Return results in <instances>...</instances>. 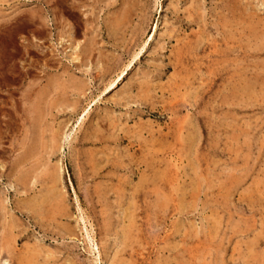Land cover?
Listing matches in <instances>:
<instances>
[{
	"label": "rangeland",
	"instance_id": "374dc122",
	"mask_svg": "<svg viewBox=\"0 0 264 264\" xmlns=\"http://www.w3.org/2000/svg\"><path fill=\"white\" fill-rule=\"evenodd\" d=\"M72 1L0 0V264H264V0Z\"/></svg>",
	"mask_w": 264,
	"mask_h": 264
},
{
	"label": "bare ground",
	"instance_id": "6f19581e",
	"mask_svg": "<svg viewBox=\"0 0 264 264\" xmlns=\"http://www.w3.org/2000/svg\"><path fill=\"white\" fill-rule=\"evenodd\" d=\"M65 1H66V0H65ZM71 1H72V0H71ZM69 3H70V1L68 2V4H69ZM68 4H67V5H68ZM71 4L73 5V1H72ZM71 4H70L69 6H72ZM76 4H77V3H76ZM80 5H81V4H80ZM80 5H79V6H80ZM121 5H122V3H121ZM123 5H124V4H123ZM65 6H66V4H65ZM67 7H68V6H67ZM73 7H74V6H73ZM73 7H72V8H73ZM77 7H78V5H77ZM78 8H79V7H78ZM117 8H118V3H117ZM123 8H124V7H123ZM125 8H126V7H125ZM69 9H70V7H69ZM79 9H80V8H79ZM80 10H81V9H80ZM126 11H127V10H126ZM120 13H122V15H123V11H121ZM126 13H127V12H126ZM128 14H129V12H128ZM128 14H127V16H128ZM124 16H125V15H124ZM122 17H123V16H122ZM119 20H120V19H119ZM118 26H120V25H118ZM118 26H117V27H118ZM68 27H69V26H68ZM69 29H71V28H69ZM25 172H26V171H25ZM25 175H26V174H25ZM145 179H146V178H145ZM147 182H148V181H147ZM52 192H53V191H52ZM54 192H55V191H54ZM53 194H54V193H53ZM47 195H48V194H47ZM45 197H46V196H45ZM44 199H45V198H44ZM43 201H44V200H43ZM160 204H162V202H161ZM160 204H159V205H160ZM160 208H161V206H160ZM13 230H14V229H13ZM13 230L11 229V231H12L11 233H13ZM128 232H129V231H128ZM130 232H131V231H130ZM6 234H7V233H6ZM11 235H12V234H11ZM128 235H129V233H128ZM128 235H127V236H128ZM12 236H13V235H12ZM127 236H126V237H127ZM128 237H129V236H128ZM8 254H9V253H8ZM8 254H7V255H8ZM33 255H36V254H33ZM30 256H31V254H30ZM31 257H32V256H31ZM36 257H37V256H36ZM24 258H25V257H24ZM32 258H33V257H32ZM3 259H4V258H3ZM26 259H27V257H26ZM35 259H36V258H35ZM23 260H24V259H23ZM6 261H7V260H6ZM33 261H34V263H35V260H33ZM9 262H10V260H9ZM29 262H30V260H29ZM34 263L32 262V264H34ZM13 264H14V263H13ZM29 264H31V263H29Z\"/></svg>",
	"mask_w": 264,
	"mask_h": 264
}]
</instances>
